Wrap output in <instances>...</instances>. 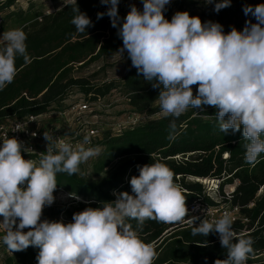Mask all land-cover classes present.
Returning <instances> with one entry per match:
<instances>
[{"label":"clouds","instance_id":"obj_1","mask_svg":"<svg viewBox=\"0 0 264 264\" xmlns=\"http://www.w3.org/2000/svg\"><path fill=\"white\" fill-rule=\"evenodd\" d=\"M73 2L71 23L85 33L93 22L80 11L77 0ZM100 2L108 8L97 13V19L107 15L123 42L116 53L123 58L126 52L137 73L161 89L156 99L161 116L175 118L169 125L170 138H175L176 119L182 114L190 108L204 112V106H210L216 109L221 132L243 129L245 161L254 166L264 153V3L243 7L255 23L249 19L242 31L232 27L225 33L220 23L202 22L187 11H177L168 20L164 13L171 0H142L143 9L132 4L123 19L118 13L120 0ZM230 6L231 0H215L214 11ZM26 40L19 28L0 35V90L14 81L18 56L25 64L31 62ZM194 85H198L195 95ZM43 138L47 147L38 162L24 158L22 152L29 149L15 137L0 144V227L4 229L0 241L7 249L13 253L37 247L38 264H154L156 253L142 241L138 229L149 219L181 223L188 216L184 190L173 171L160 162L138 166L139 175L130 179L131 194L114 191V201L74 213L72 222L42 220L44 208L56 199L57 174H80V165L101 151L85 147L89 135L75 146L48 132ZM69 196L80 200L76 194ZM197 219L191 221V234L217 233L226 250V258L215 264H247L254 254L253 240L237 237L228 212L211 222L203 219L198 226ZM131 220L137 222V229Z\"/></svg>","mask_w":264,"mask_h":264},{"label":"trees","instance_id":"obj_2","mask_svg":"<svg viewBox=\"0 0 264 264\" xmlns=\"http://www.w3.org/2000/svg\"><path fill=\"white\" fill-rule=\"evenodd\" d=\"M13 2L5 0L2 6L9 7ZM77 5L94 25L85 33L78 32L71 23L76 7L73 1L50 14L24 18L21 29L27 35L31 62L25 64L23 57L18 56L14 81L0 90V124L54 111L53 108L73 90L93 102L119 88L131 113L142 117L161 113L156 100L161 89L153 88L151 82L137 73L126 52L123 56L124 73L118 82L92 84L88 78L74 76L77 67L110 57L123 44L107 15L97 19V13L106 12L107 5L101 4L100 0H77ZM232 8L231 3L230 7L215 12L214 22L224 20ZM118 13L122 19L127 15L120 4ZM235 28L242 31L244 27ZM197 88L198 85L193 86L194 95ZM215 112L216 109L210 106H204V112L190 108L176 119L174 139L169 136L173 117L160 116L146 121L143 118L117 135L110 129L101 131L93 143V146L102 148L92 164L93 175L101 174L110 165H114L113 168L98 181L81 174L58 173L57 189L76 194L82 201L67 208L45 210L43 219L59 221L62 215L66 220L64 223L72 222L74 213L114 201V191L131 194L130 179L139 175L138 166L160 162L173 171L175 182L184 190L188 216L181 223L149 219L138 229L142 241L151 245L156 253L154 264H215L217 259L226 258V250L217 233L206 237L191 234L194 215L190 208H209L218 204L206 195L201 180L217 181L220 203L239 207V216L233 221L232 228L237 237H251L253 240L254 254L250 255L247 264H264V153L254 166L246 163L243 129L221 132ZM22 155L25 159L34 158ZM226 185H234L229 198L222 192ZM201 219L198 217L195 221L196 226ZM129 222L133 229H137L135 220ZM38 253L39 248L29 246L12 255L4 254L2 264H38Z\"/></svg>","mask_w":264,"mask_h":264},{"label":"rangeland","instance_id":"obj_3","mask_svg":"<svg viewBox=\"0 0 264 264\" xmlns=\"http://www.w3.org/2000/svg\"><path fill=\"white\" fill-rule=\"evenodd\" d=\"M4 1L5 0H0V18L3 19L2 32L17 28L21 29L24 25L22 24L24 18L27 19L29 16L55 12L65 3L70 2V0H14L12 5H10L9 7H4L2 6V3ZM231 3L233 5L232 10L229 11V14L225 17L224 20L219 22L223 26L225 33H227L229 29L234 26L244 27L245 22L249 19H251L252 22L255 23V19L253 17H251L250 15L245 16L243 7L245 5L255 6L257 4L264 3V0H231ZM119 4L123 7L125 14L130 11V6L132 4H135L136 7L140 10L143 9L142 0H120ZM177 11H187L191 16H199L202 22H214L216 20L214 3L207 4L205 0H171V3L166 6L164 15L168 20H171L172 16ZM123 63V58L118 53H115L110 57L102 58L89 65L77 67L73 73L76 77L88 78L92 84H101L103 82L109 81L118 82L124 73ZM86 100L87 99L82 93L77 90H73L69 95L66 96L64 101L59 106H55L53 108L54 111L47 113V115L43 117V122H47L49 120L51 121L52 119H54V117L57 116L56 113L58 109L62 110L74 104H82ZM88 102H90L91 104V115L96 114V116L94 118H91L90 113L87 112L84 117L87 120H92L95 122L99 130L98 136H100V132L105 129L111 130L112 126H114L115 123H126L127 117L131 115V112L127 109L123 92L119 88L111 90L104 97L97 99L94 102ZM160 116L161 113L152 117L141 116L140 119L143 120L144 118L146 121L148 119H154ZM128 128L129 127H126V129ZM96 147L102 149L101 146ZM95 159L96 157L91 158L86 163L81 164L80 174L86 178L92 179L93 181H98L106 177L114 165L106 167L101 174L94 176L92 171V164ZM201 181L202 185L205 187L206 195L218 203L215 207L220 208L221 206H224L223 203H220L218 195V182L215 181L214 183H205L204 180ZM233 188L234 185H226L224 186L222 192L225 194H229L233 191ZM260 192L261 190H259L258 194ZM69 194L70 193L64 189H56V191L54 192V196L56 197L55 202L53 203V205L45 207L44 211L59 207L67 208L69 205L75 204L78 201H82L81 198L80 200L71 198ZM72 200L75 201L73 202ZM203 217H205V215H203ZM215 218L216 217H214V219ZM41 219L43 220V216ZM59 221L65 222L66 220L64 216L61 215L59 217ZM27 230L28 229H25V231Z\"/></svg>","mask_w":264,"mask_h":264},{"label":"built area","instance_id":"obj_4","mask_svg":"<svg viewBox=\"0 0 264 264\" xmlns=\"http://www.w3.org/2000/svg\"><path fill=\"white\" fill-rule=\"evenodd\" d=\"M73 0H70L72 2ZM50 14V13H49ZM2 22L0 18V35H2ZM94 102V101H93ZM91 104L87 100L82 104H74L67 108L57 111L56 117L51 121L43 122V117L47 113L40 115H28L24 118L6 121L0 124V144L2 141L9 137H15L19 141L23 142L29 152H22L23 154L34 156L33 160L37 162L40 159L41 152L46 151L47 142L43 138L44 132H48L53 135L54 138L64 140L73 144V146L81 143L85 135L90 136V144L85 147H96L93 146L94 140L98 136V128L94 121L87 120L84 115L89 112L90 117L94 118L96 114L91 115ZM140 115L131 113L127 117L126 123H115L112 126V134H119L123 128L133 127L140 120ZM35 134V135H34ZM231 193V192H230ZM229 194H225L227 198ZM251 206V204H249ZM225 212H228L234 221L239 216V207L232 205H224L219 207L200 208L199 206H192L190 213L194 217H201L202 219H208L213 221L220 218ZM205 215V217H203ZM214 217H216L214 219ZM3 218L0 217V221ZM201 219V220H202ZM206 219V220H207ZM4 235V229L0 227V237ZM4 244L0 241V264H2V257L4 254L12 255V252L7 248H4Z\"/></svg>","mask_w":264,"mask_h":264},{"label":"bare ground","instance_id":"obj_5","mask_svg":"<svg viewBox=\"0 0 264 264\" xmlns=\"http://www.w3.org/2000/svg\"><path fill=\"white\" fill-rule=\"evenodd\" d=\"M205 181V183H209V182H212V183H214L215 182V180H208V181H206V180H204Z\"/></svg>","mask_w":264,"mask_h":264},{"label":"water","instance_id":"obj_6","mask_svg":"<svg viewBox=\"0 0 264 264\" xmlns=\"http://www.w3.org/2000/svg\"><path fill=\"white\" fill-rule=\"evenodd\" d=\"M198 181V180H197ZM200 182V181H199ZM234 189V188H233Z\"/></svg>","mask_w":264,"mask_h":264}]
</instances>
